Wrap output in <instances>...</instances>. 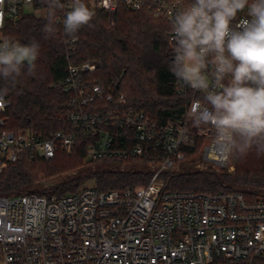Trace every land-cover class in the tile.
Returning <instances> with one entry per match:
<instances>
[{
    "label": "built area",
    "instance_id": "2783aa9c",
    "mask_svg": "<svg viewBox=\"0 0 264 264\" xmlns=\"http://www.w3.org/2000/svg\"><path fill=\"white\" fill-rule=\"evenodd\" d=\"M43 1L19 0L14 12L6 4L4 27L22 15H45L46 8L36 6ZM61 2L67 5L70 0ZM85 2L91 10L105 11L112 23L120 7L141 11L148 4L156 16L170 22L173 5L179 0ZM68 10L57 15L62 26ZM76 42L68 41L72 51ZM97 69L96 62L69 63L62 85L74 96L78 110L67 117L69 129L47 136L8 131L10 102L4 96L0 175L23 157L50 161L59 149L71 154L75 141L87 138V160L148 166L149 184L111 191L87 187L62 197L0 196V264H213L218 257L237 262L264 258V197L250 199L239 191H171L162 180L164 174L180 172V165L194 156L196 151L191 152L200 141L199 170L229 165L230 157L215 143L213 130L196 126L186 117L201 94L188 88L192 95L185 117L160 122L127 107L125 96L114 87L92 79ZM176 90L187 95V87L180 82ZM106 103L111 107H104Z\"/></svg>",
    "mask_w": 264,
    "mask_h": 264
},
{
    "label": "trees",
    "instance_id": "16d2710c",
    "mask_svg": "<svg viewBox=\"0 0 264 264\" xmlns=\"http://www.w3.org/2000/svg\"><path fill=\"white\" fill-rule=\"evenodd\" d=\"M146 1L150 3L153 0ZM36 6L46 8L47 12L44 1L37 2ZM92 11L95 13L92 27L85 26L78 31L73 51L68 44L71 38L64 35L63 26L59 23L53 38H43L41 29L46 22V13L39 17L22 15L6 22L3 36H11L25 44L35 37L40 43V56L34 73L19 78L8 87L5 95L10 102L6 111L8 131H29L47 136L69 129L67 117L78 110V106L74 96L64 91L62 83L68 76L69 63L88 61L98 64V69L91 74L92 79L103 86L114 87L119 95L123 94L127 107L142 111L160 122H175L185 117L192 94L188 88L187 95L177 92L179 82L168 68L173 59L170 22L163 16H156L150 4L141 11L120 7L113 23L105 11ZM244 16L245 13H239L237 21ZM0 86H3L2 81ZM104 105L111 107L107 103ZM88 144L89 139L79 138L71 154L59 149L50 161L23 157L9 165L0 175V196L36 193L62 197L78 192L86 180H93L94 188L99 191L126 190L149 184L152 177L149 170H122L115 165L99 167L84 176L66 177L48 189L38 190L36 166L49 168L45 172L51 175L77 168L87 159ZM200 146L198 143L191 153ZM102 162L117 163H97ZM235 164L234 173L212 169L191 171L188 167L183 172L170 175L167 189L202 193L239 191L256 200L264 196V154L260 169L245 164L237 156ZM213 264H264V258L237 262L218 257Z\"/></svg>",
    "mask_w": 264,
    "mask_h": 264
},
{
    "label": "clouds",
    "instance_id": "9594fccd",
    "mask_svg": "<svg viewBox=\"0 0 264 264\" xmlns=\"http://www.w3.org/2000/svg\"><path fill=\"white\" fill-rule=\"evenodd\" d=\"M18 2L0 0V29L5 5L14 12ZM44 3V39L56 35L57 13L66 7L70 9L63 19L66 37L74 40L82 27H92L95 13L85 0ZM173 8L169 23L173 59L168 68L182 87L201 94L186 113L187 119L210 127L226 156L264 154V0H179ZM242 12L245 16L237 21ZM39 56L35 37L25 44L0 36V105L9 86L34 73Z\"/></svg>",
    "mask_w": 264,
    "mask_h": 264
},
{
    "label": "rangeland",
    "instance_id": "374dc122",
    "mask_svg": "<svg viewBox=\"0 0 264 264\" xmlns=\"http://www.w3.org/2000/svg\"><path fill=\"white\" fill-rule=\"evenodd\" d=\"M30 9L27 8V11H29ZM43 15V14H39ZM200 145L202 146V142L200 141ZM196 151V153H194V156L190 159L187 160L185 163H182L180 165V172L185 171L188 167L191 169V171H195V170H199L197 168V165L200 163V157H199V153H200V148ZM196 155V156H195ZM235 157L236 156H231L230 157V161H229V165L224 168V169H214V168H210L214 171H227L229 173H234L235 172V168H236V164H235ZM261 157L262 154L258 155L255 151H251L249 152V154L247 156L244 157H240L241 160H244L245 164H249L254 168L260 169L261 168ZM117 164H112L111 162L106 163V162H102V163H97V162H90L89 160H85L83 162V164L77 168H71L68 169L67 171L58 174V175H51L50 172H45L47 169L49 168H45L44 166H36L35 167V173H37L38 175V181H37V185L39 186L38 190H43V189H48L51 186L61 182L62 180H64L66 177H74L77 175L80 176H84L86 174H89L92 171L97 170L99 167H112ZM118 166V165H117ZM141 166V167H140ZM119 169L122 170H126V169H131V170H150V168L148 166L145 165H139L137 163H133V164H128L126 166H118ZM203 170H208V169H203ZM48 171V170H47ZM50 174V175H49ZM170 175L169 174H164L162 176V180H165V185L166 187L168 186V179H169ZM164 182V181H163ZM139 186H145V185H139ZM87 187H95V183L93 180H86L83 184V186L81 187V189L87 188ZM80 189V190H81ZM264 197V196H262Z\"/></svg>",
    "mask_w": 264,
    "mask_h": 264
}]
</instances>
